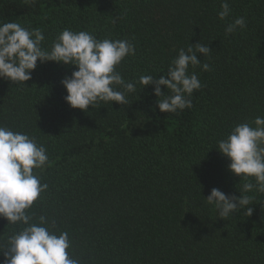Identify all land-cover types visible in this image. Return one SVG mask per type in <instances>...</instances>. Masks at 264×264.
Instances as JSON below:
<instances>
[{
  "label": "trees",
  "instance_id": "16d2710c",
  "mask_svg": "<svg viewBox=\"0 0 264 264\" xmlns=\"http://www.w3.org/2000/svg\"><path fill=\"white\" fill-rule=\"evenodd\" d=\"M221 3L0 0V23L40 28L45 48L66 28L129 40L135 55L116 66L126 82L159 78L189 44L211 50L197 54L210 71L189 66L202 87L178 113L160 112L151 86L140 91L138 83L129 105L71 108L60 81L76 68L53 61L38 60L24 85L0 78V126L34 137L48 155L33 169L48 188L26 210L30 223L55 219L51 230L68 232L81 264H264V192L242 193L252 198V215L240 209L226 220L204 200L212 188L240 195L245 181L228 170L217 142L264 117V0H228L224 20ZM239 17L246 27L226 36L225 26ZM23 227L0 217V242L6 246Z\"/></svg>",
  "mask_w": 264,
  "mask_h": 264
},
{
  "label": "clouds",
  "instance_id": "9594fccd",
  "mask_svg": "<svg viewBox=\"0 0 264 264\" xmlns=\"http://www.w3.org/2000/svg\"><path fill=\"white\" fill-rule=\"evenodd\" d=\"M26 2L35 3V0ZM230 12L228 0H222L218 18L224 20ZM245 27V18L239 17L227 24L224 32L227 36ZM44 40L40 28L29 29L14 21L0 23V78L23 84L31 79L38 60L73 65L76 70L60 83L67 93L64 101L82 111L99 102L129 105L128 94L136 92L138 83L140 91L151 86L160 112L178 113L192 107L190 97L194 90L202 87L197 74L189 73V66L200 65L203 71L211 70L208 63L201 65L197 58V54L209 56L211 50L208 44L197 42L189 44L187 50L179 49L159 78L141 75L138 81L126 82L116 66L126 56L135 55V45L129 40H101L88 31L74 32L67 28L60 32L50 49L42 46ZM114 85H119V89ZM161 86L167 90L166 94L162 93ZM216 149L229 160L228 170L245 183L239 196L212 188L205 202L212 205L223 220L240 209L251 216L252 198L242 193L264 192V117L257 116L251 123L234 126L226 138L217 142ZM47 162L45 146L38 145L34 137L0 126V217L8 224L26 225L7 238L6 246L0 242V252L4 255L2 264H81L80 258L70 253L68 232L57 234L51 230L56 225L55 219L40 215L37 222L30 223L33 216L26 210L48 188L47 183L42 184L34 175L33 169H41Z\"/></svg>",
  "mask_w": 264,
  "mask_h": 264
}]
</instances>
